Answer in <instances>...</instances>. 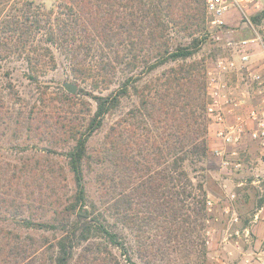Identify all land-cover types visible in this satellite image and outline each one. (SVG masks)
<instances>
[{
  "label": "trees",
  "instance_id": "16d2710c",
  "mask_svg": "<svg viewBox=\"0 0 264 264\" xmlns=\"http://www.w3.org/2000/svg\"><path fill=\"white\" fill-rule=\"evenodd\" d=\"M206 2L0 0V140L11 134L38 138L52 153L65 148L75 183L71 194L43 193L38 220L33 201L19 199L17 190L0 192V219L28 214L19 219L22 226L42 231L23 235L0 224V264H134L126 230L134 233L145 264H168L170 245L173 264L192 252L197 223L206 228L210 220L205 185L187 169L209 151L206 66L194 58L211 19ZM263 20L264 10L252 16L258 25ZM55 51L77 79L90 81L86 94L96 107L81 122L47 112L45 93L32 106L24 105L4 69L8 61L22 60L28 78L38 81L56 69ZM165 65L158 84L139 88L144 75ZM131 94L138 96L141 110L132 108L104 135L97 157L105 189L97 202L88 198L85 182L93 162L88 143ZM37 170L29 168L27 178ZM6 174L0 168V186L8 182L13 188Z\"/></svg>",
  "mask_w": 264,
  "mask_h": 264
},
{
  "label": "rangeland",
  "instance_id": "374dc122",
  "mask_svg": "<svg viewBox=\"0 0 264 264\" xmlns=\"http://www.w3.org/2000/svg\"><path fill=\"white\" fill-rule=\"evenodd\" d=\"M38 1H45L48 5H51L55 0ZM263 10L264 0L248 2L243 10L230 0V6L222 16L226 23L225 26L220 28L212 26L208 22L206 40L202 43L194 58H202L205 61L206 69H213L216 60L221 57H233L237 62H240V55L237 52H232L227 42L230 39L259 38L251 43L250 65L251 69L261 73L264 78V42L262 40L264 20L260 25L252 22V16ZM208 17L213 18V14L208 13ZM226 17L229 18L228 21ZM230 17H234V20H230ZM215 33H218L221 39H215ZM177 34L178 32H175L174 35ZM181 35L182 33L177 35L178 40H183ZM55 55L57 60L56 69L49 70L38 81H32L28 78V68L22 60L8 61L4 65V69L10 71L15 89L24 98V105L29 101L28 105L32 106L45 93L48 99L45 104L47 112H54L53 115H57L62 119H69L71 122H81L83 119L88 118L96 107L93 99L86 94V91H90V81L85 83L77 79L72 73L66 58L58 51H55ZM90 62L93 65L96 63L95 61ZM167 67L168 65L162 66L154 72L144 75V78L137 82L139 88L150 82L158 84L157 76H161L162 71ZM219 76L228 82V85L234 90L235 96L244 100V107L241 110L243 113L247 114L248 109L260 105L263 92L258 83L251 80L245 69L222 73ZM65 83H75L77 85L76 93L68 91ZM117 86L115 83L110 89L104 90L103 93H108ZM134 107L140 109L137 95L131 94L123 97L119 108L112 116L106 117L103 127L89 140L88 151L93 155L92 167L86 171L85 175L89 199L100 202L105 189L102 181L105 170L102 168V162L97 157L98 153L100 154L104 135L112 123L121 118L126 119L130 110ZM234 119L235 116L233 120L229 119L228 121L233 122ZM254 126L253 122H248L243 143L240 147V159L242 161L240 168H225L222 166L220 158L214 154L213 149L216 145L219 147L223 144L213 141L214 138L210 135L209 129L208 144L211 137L212 144L215 142L216 145L211 150L209 147L207 156L201 162L187 164V169L194 180L203 181L205 185L208 201H210L208 204L210 220L207 222L206 228H202V225L197 223L193 238L190 240L193 241L192 252L182 258L180 264H222V262L244 264V257H255V260H257L256 253L263 249L264 239L258 238L259 233L253 234L251 230L249 233L247 232V229L256 225L260 228L264 226V210L258 218H255L258 210L264 209V146L249 136L248 131ZM47 148L46 142L38 140V138L26 139L20 137L16 139L15 136L9 134L8 137L0 140V168L7 172L6 175L10 179L9 183L12 182L13 185V188H11L8 182L5 186L2 184L0 192L9 195V191L14 193L17 190L19 199L33 201L38 209L33 217L37 220L42 213L41 207L44 203L40 201V198L43 193L54 194L56 192L67 195L75 190L73 175L68 169L65 155L62 154L65 148L57 147L58 152L56 153L47 151ZM225 148L231 149L230 146ZM35 165L38 167V172L33 178L28 179L27 177L30 175L28 169ZM53 170H55V176L51 172ZM33 189L35 193L32 191ZM47 199L50 200L49 197ZM23 216H28V214ZM23 216L18 215L15 218L2 217L0 224L23 235L29 233L37 236L42 232L23 227L19 220ZM123 233L134 264H145L138 255L134 233L129 230L123 231ZM205 240L206 248L203 245ZM170 247L171 256L168 258V264H173L175 259L172 253L175 247L173 245H170ZM121 259L124 261L123 258Z\"/></svg>",
  "mask_w": 264,
  "mask_h": 264
},
{
  "label": "built area",
  "instance_id": "2783aa9c",
  "mask_svg": "<svg viewBox=\"0 0 264 264\" xmlns=\"http://www.w3.org/2000/svg\"><path fill=\"white\" fill-rule=\"evenodd\" d=\"M241 10L248 2L253 0H231ZM230 6V0H207L206 9L213 14L210 24L216 27H224L225 20L222 18ZM251 23V21L249 20ZM215 39H221L218 33L214 34ZM259 38L253 39H230L227 42L232 52L240 55V62L233 57H221L216 60L213 69H206V91L208 102L206 112L209 118L208 129L212 131L222 142L223 146L216 147L214 154L220 158L225 168H240L242 166L241 144L245 136L248 122H253L254 127L249 129V136L264 146V78L261 73L251 69V43ZM245 69L248 76L258 83L263 95L260 105L247 110V114L241 110L244 107V100L234 95V90L228 82L222 79L219 74ZM240 109V111H237ZM233 113L235 119L228 121L227 115ZM230 146L231 149H226ZM210 201H208L209 204ZM257 264H264V247L257 255Z\"/></svg>",
  "mask_w": 264,
  "mask_h": 264
},
{
  "label": "crops",
  "instance_id": "0c3cea01",
  "mask_svg": "<svg viewBox=\"0 0 264 264\" xmlns=\"http://www.w3.org/2000/svg\"><path fill=\"white\" fill-rule=\"evenodd\" d=\"M227 16V15H226ZM227 18V17H226ZM234 17H230V20H234L233 19ZM227 21L229 20V18H227L226 19ZM237 111H240V109H238ZM233 117H234V114L233 113H230L229 115H228V120L230 119V120H233ZM210 135L211 136H213V138H214V140L213 141H217L218 143H222L218 138H217V136L213 133V132H211L210 131ZM215 142L212 144V139H211V137H210V143H209V147H210V150L211 149H213V146H215L216 144H215ZM216 147H218L217 145L214 147V149L216 148ZM213 149V150H214ZM264 209H260V210H258V212L255 214V218H258L259 217V215L262 213V211H263ZM250 230H251V232H253V234H256L257 232L259 233V239H261V238H263L264 239V226L263 227H261L260 228V226H258V225H256L255 227H251L250 229H247V232L249 233L250 232ZM252 253H253V251H252ZM257 254H258V252L256 253V256H257ZM246 255H247V253H246ZM245 258V261H244V264H256V262H257V260H255V257H244ZM255 260V261H254ZM222 264H228L227 262H222ZM229 264H235V263H229Z\"/></svg>",
  "mask_w": 264,
  "mask_h": 264
},
{
  "label": "water",
  "instance_id": "95a60500",
  "mask_svg": "<svg viewBox=\"0 0 264 264\" xmlns=\"http://www.w3.org/2000/svg\"><path fill=\"white\" fill-rule=\"evenodd\" d=\"M65 87L72 93H76L77 91V85L75 83H65Z\"/></svg>",
  "mask_w": 264,
  "mask_h": 264
}]
</instances>
